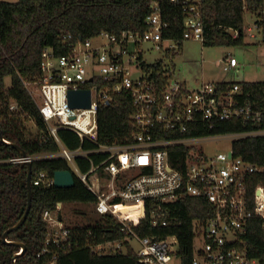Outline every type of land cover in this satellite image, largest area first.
<instances>
[{"label": "trees", "instance_id": "16d2710c", "mask_svg": "<svg viewBox=\"0 0 264 264\" xmlns=\"http://www.w3.org/2000/svg\"><path fill=\"white\" fill-rule=\"evenodd\" d=\"M151 2H157L167 29L162 37L177 42V53L167 51L165 57L171 67V76L176 72L174 59L182 52L184 13L179 2L171 0H16L9 3L0 0V130L3 140L23 150L26 157L52 154L59 150L53 137L48 135L44 121L28 93L40 77L41 53L50 49L55 57L65 56L70 49L87 39H94L102 33L119 37L121 33H144L148 30L146 18L152 12ZM200 22L203 30V47L244 46V13L251 14L257 26L256 33L264 45V0H199ZM236 34V36H234ZM160 59V58H159ZM148 64L139 54L138 65L144 71L153 70L159 87L166 83L162 77L165 60ZM9 78L7 86L5 80ZM217 93L230 91L233 85L239 87L234 94L235 105L250 106L260 113L259 120L231 118L215 121L213 128L200 123L195 130L188 128L185 134L171 133L162 127L151 131L153 140L179 137H206L264 131V82H217L213 83ZM88 86V85H87ZM14 110H10L11 106ZM134 105L125 93L113 95L108 104L97 108V142L100 145L124 146L134 143V135L140 129L131 114ZM31 122L35 133L27 123ZM60 144L68 150L80 146L78 137L60 129L56 133ZM84 149L91 146L83 144ZM234 157H240L258 171L246 179V192L252 206L256 187L264 192V136L246 137L231 141ZM200 149L177 146L168 149L169 162L173 169L183 172L185 160ZM21 155L14 148L0 142V264H11L16 246L2 243V234L13 227L23 216L27 206V164L12 163ZM93 164L104 156L90 155ZM75 165L85 173L90 168L88 160L77 158ZM31 180L39 173L53 178L55 172L69 171L70 167L62 159H39L31 162ZM100 177H106L98 169ZM71 188L57 189L42 185H31V205L24 223L7 235V241L25 245V251L15 259V264H49L55 252V264H139L130 241H124L121 225L110 215L95 212L96 199L75 176ZM61 204V214L68 229L70 249L57 251L50 246L46 250L49 232L44 211H53ZM70 210L74 220L67 221L65 210ZM144 214L133 226L140 238L176 239L175 258L180 264H192L195 227L203 225L213 216L211 205L204 198L182 196L173 203L148 201L144 204ZM154 210L166 219L165 227L151 226L150 212ZM66 213V212H65ZM67 221V222H66ZM243 248L250 259L264 264V219L253 216L241 236ZM120 242L122 248L108 252L94 253L92 249L106 242Z\"/></svg>", "mask_w": 264, "mask_h": 264}, {"label": "built area", "instance_id": "2783aa9c", "mask_svg": "<svg viewBox=\"0 0 264 264\" xmlns=\"http://www.w3.org/2000/svg\"><path fill=\"white\" fill-rule=\"evenodd\" d=\"M171 1L179 2L184 13L182 40L202 43L199 0ZM149 6L152 12L145 20L148 30L144 33L123 32L119 37L102 33L98 37L104 39V45L94 46L93 39H87L78 42L65 56L55 57L50 49L41 53L40 77L34 90H27L48 135L57 142L59 150L10 162L31 164L39 159L64 160L72 176L78 178L95 197V212L113 217L121 225L124 241L135 240L138 243L135 254L139 264H172L177 244L175 238H140L134 233L133 226L144 214V204L155 200L163 204L173 203L185 195L204 198L213 209L212 218L195 227L192 264H260L250 259L244 248H238L242 244L241 236L247 231L248 221L253 216L264 219L263 189L256 187L254 190L252 206L246 196V179L258 171L257 167L234 157L231 151L210 157L190 152L181 172L171 167L168 149L177 146L196 148L199 142L214 138L259 137L264 136V131L164 140H153L151 135L156 127L180 135L185 134L188 128L195 130L200 123L208 124L211 129L215 121L241 117L259 120L260 113L250 106L235 105L233 96L239 92L237 85L226 93H217L213 84L203 83L189 89L176 79L175 73L172 77L165 55L169 50L177 53V42L162 37L167 22L162 18L157 2H151ZM261 13L264 15V9ZM253 30L257 31L255 24L247 29L250 38L254 37ZM144 45L150 48L145 51ZM146 52L159 53V60L166 62L162 67L166 83L162 87H159L153 70L146 72L138 65L139 54L144 57ZM223 62L227 71L238 67L230 54L225 55ZM81 90L90 92L89 107H71L68 93ZM122 93L130 96L133 102L134 112L130 118L140 131L134 135L133 144L100 145L97 142V108L108 104L113 95ZM15 108L13 105L10 110ZM60 129L74 133L80 140V146L74 150L65 149L56 135ZM85 143L91 147L84 149ZM91 154L104 158L93 164L89 158ZM77 158L90 162L88 171L80 172L75 165ZM98 169L106 177H100ZM31 185L53 187V178L39 173L31 180ZM61 210L58 203L53 211L46 210L42 214L49 228L45 243L47 251L50 246L57 251L72 247ZM150 221L154 228L167 224L163 214L160 216L154 210L150 212ZM121 248L122 243L118 241L106 242L95 246L92 251L101 253ZM52 253L53 260L49 264H55L56 253Z\"/></svg>", "mask_w": 264, "mask_h": 264}, {"label": "rangeland", "instance_id": "374dc122", "mask_svg": "<svg viewBox=\"0 0 264 264\" xmlns=\"http://www.w3.org/2000/svg\"><path fill=\"white\" fill-rule=\"evenodd\" d=\"M4 2H15L16 0H1ZM197 1V0H193ZM254 17L245 12L244 13V46L241 47H203L199 41H184L182 44V52L174 59L176 67L175 77L179 81H185V86L189 89L197 88L202 82H208L205 76L208 74H226V76L237 75L243 82H264V45L260 43L261 36L254 30V37L250 38L247 33L248 28L254 27ZM102 43L105 44L104 39L96 37L92 40L94 46ZM149 45H144L145 51L148 50ZM230 54L238 64L237 69L227 71L223 62L225 55ZM161 57L156 52H146L144 54V61L151 64ZM235 73V74H234ZM6 85L10 83L9 78L5 80ZM34 90V86L30 87ZM34 134L35 129L32 123H27ZM231 139L221 140L214 138L212 140L201 141L196 144V149H200L205 157L213 156L217 153H226L231 149ZM66 212V213H65ZM67 221L75 219L70 210H65ZM66 221V222H67ZM198 244V240L196 241ZM132 248L137 251L139 248L135 240L130 241ZM172 264H180L179 260L174 258Z\"/></svg>", "mask_w": 264, "mask_h": 264}, {"label": "water", "instance_id": "95a60500", "mask_svg": "<svg viewBox=\"0 0 264 264\" xmlns=\"http://www.w3.org/2000/svg\"><path fill=\"white\" fill-rule=\"evenodd\" d=\"M68 104L71 107L79 106L81 108H88L90 104V92L87 90H81V91H75V92H69L67 95ZM0 142L9 145L12 148H14L17 152L20 153L21 157H25V154L22 149H20L18 146L8 143L5 140H3L0 130ZM27 176H26V188H27V206L25 209V212L21 219L10 229L6 230L2 234V243L6 245H12L16 246L20 249V253L15 254L12 258L11 264H15L16 257L20 256L26 249L25 245L19 242H11L7 241V235L10 232H13L17 230L25 221L26 216L29 212L30 205H31V164L28 163L27 165ZM74 185V178L69 171H58L55 172L53 175V187L57 189H66L71 188Z\"/></svg>", "mask_w": 264, "mask_h": 264}, {"label": "crops", "instance_id": "0c3cea01", "mask_svg": "<svg viewBox=\"0 0 264 264\" xmlns=\"http://www.w3.org/2000/svg\"><path fill=\"white\" fill-rule=\"evenodd\" d=\"M208 75H210V76L209 77L208 76H205V79L208 82H202L201 84H203V83L213 84V83H217V82H234V83H239V82H242L243 81L237 75H232L230 77L229 76H226V74L224 75V74H219V73L218 74H208ZM180 82H182L184 85L186 83L185 81H182V80H180Z\"/></svg>", "mask_w": 264, "mask_h": 264}]
</instances>
